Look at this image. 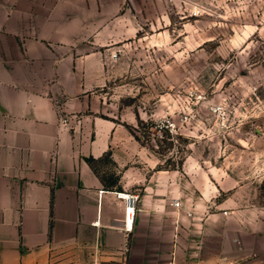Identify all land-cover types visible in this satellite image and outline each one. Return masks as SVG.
<instances>
[{"label":"crops","instance_id":"1","mask_svg":"<svg viewBox=\"0 0 264 264\" xmlns=\"http://www.w3.org/2000/svg\"><path fill=\"white\" fill-rule=\"evenodd\" d=\"M127 1L0 0V264H184L169 175L107 187L89 162L133 146L97 114Z\"/></svg>","mask_w":264,"mask_h":264},{"label":"rangeland","instance_id":"2","mask_svg":"<svg viewBox=\"0 0 264 264\" xmlns=\"http://www.w3.org/2000/svg\"><path fill=\"white\" fill-rule=\"evenodd\" d=\"M120 16L97 114L133 146L92 167L107 187L169 175L184 264H264V0H128Z\"/></svg>","mask_w":264,"mask_h":264},{"label":"built area","instance_id":"3","mask_svg":"<svg viewBox=\"0 0 264 264\" xmlns=\"http://www.w3.org/2000/svg\"><path fill=\"white\" fill-rule=\"evenodd\" d=\"M65 120L66 119H64V122H65ZM124 197L129 199L128 195H125ZM170 204L177 211H180L182 209V203H181L180 199H178V198H174ZM126 212H127V219L129 220V214H130V212H133V208L128 207Z\"/></svg>","mask_w":264,"mask_h":264},{"label":"trees","instance_id":"4","mask_svg":"<svg viewBox=\"0 0 264 264\" xmlns=\"http://www.w3.org/2000/svg\"><path fill=\"white\" fill-rule=\"evenodd\" d=\"M92 159H89V162L91 161Z\"/></svg>","mask_w":264,"mask_h":264}]
</instances>
